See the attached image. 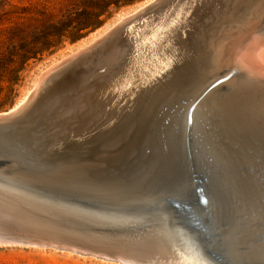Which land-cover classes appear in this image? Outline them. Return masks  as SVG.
Here are the masks:
<instances>
[{"label":"bare ground","instance_id":"bare-ground-1","mask_svg":"<svg viewBox=\"0 0 264 264\" xmlns=\"http://www.w3.org/2000/svg\"><path fill=\"white\" fill-rule=\"evenodd\" d=\"M155 2L53 61L0 112L12 124L0 128V244L119 264H264V0ZM181 95L195 105L181 146L170 141L139 182L85 183L147 143L153 117ZM18 179L93 196L100 212ZM200 194L210 229L193 233L180 203Z\"/></svg>","mask_w":264,"mask_h":264},{"label":"rangeland","instance_id":"rangeland-1","mask_svg":"<svg viewBox=\"0 0 264 264\" xmlns=\"http://www.w3.org/2000/svg\"><path fill=\"white\" fill-rule=\"evenodd\" d=\"M29 0H0V112L13 108L31 90L41 72L56 59L70 53L79 45L100 35L106 29L119 22L126 14L145 3L138 0L135 3L120 8L112 7L104 15L101 25L83 30V37L73 42L65 37L63 41L56 40L50 50L44 52L38 59L22 63V54L30 43L35 40L31 29L22 20L24 8ZM221 26V25H220ZM35 28L41 32L44 28ZM222 27V26H221ZM213 34H210L212 36ZM197 78L195 81H198ZM201 80V79H200ZM182 100L173 99L164 104L153 117L152 133L154 140L165 137V131L178 127L180 109L178 103L189 104L186 97ZM180 118V117H179ZM149 143V142H148ZM151 146L144 145L143 152H152ZM0 264H119L98 259L93 256H82L54 248H40L19 244H0Z\"/></svg>","mask_w":264,"mask_h":264},{"label":"water","instance_id":"water-1","mask_svg":"<svg viewBox=\"0 0 264 264\" xmlns=\"http://www.w3.org/2000/svg\"><path fill=\"white\" fill-rule=\"evenodd\" d=\"M156 4L157 3L155 2V0H147L145 3L129 11L126 14V16H124L125 18L123 17L119 22L114 24L110 29L115 30V28L119 26V23H123L129 20L128 19L130 18L129 16L131 15L134 16L135 14H137V12L146 14L148 11H151L152 8L156 6ZM104 34L102 35L103 36L102 38H106L105 37L106 35ZM91 40L92 39L88 40L87 42ZM99 44L100 42L97 45ZM197 78H199L198 82L201 83L203 74H201V76ZM197 78H195V80ZM48 79L49 77H47L46 80L48 81ZM183 97H186V96H182V95L177 96L175 98L169 99L168 102L166 103L172 102L173 99L182 100L181 98ZM188 101H189V104L186 106H184V103L182 102L178 103L179 108H181L179 116H178L179 122H177L178 127H175L174 129L169 128L167 131H165L166 133L165 137L164 138L162 137L161 140L157 139V141L154 140L155 136L153 135L154 133L153 131L147 143H140L136 145L134 147L135 151L133 152L131 151L129 152V150L123 151L120 158L118 159L115 158L114 160L112 159L110 161V162L113 161L112 168H108V171L106 172H101V173H98L97 171L92 172L89 180H93V181H88L85 183H90V184L124 183L125 184V183H128V181H134V180L136 181L138 180L137 182H139V179H142L146 174L152 172L154 168L157 166V164L162 160L163 156L165 155L167 147L171 144L170 141L176 140L178 142L177 143L178 146H181V144L183 143L184 132H185L184 119L187 117L189 112L191 113L193 111V108L195 106L194 103H192L189 99ZM5 124H9L8 125L9 127L6 128L7 130L12 128V124L9 123V119H5L3 122H0V128L1 127L3 128ZM151 128H152V125H151ZM1 131L2 129H0V132ZM144 145L151 146V148H153L152 152L151 153L143 152L142 149ZM104 180H106L107 182H101ZM15 182L20 188L27 190L40 198L46 197L48 199H53L54 201L61 200L60 203L70 202L69 204L74 207L76 205L79 208H82L83 210H86L92 213L100 212L101 207L97 206V204H100V199L93 198V196H85V195H82L81 193H75V191H71V190L56 191L53 188H49L37 182L28 181V180L18 179V180H15ZM84 187L101 188V186H92V185H87V186L84 185ZM194 189L196 190L197 195H198L200 188H197V186H195ZM203 195L204 194H200V197L198 199L199 202L198 200L195 201L194 198L193 199L189 198V200H186L185 203H180L181 209L184 210V216L187 221V224L193 233H198V232L205 233L206 230L210 229V225L207 223V216H206L209 210L205 208V206L208 205L209 202L207 199H205V197H203ZM195 199H197V196L195 197ZM112 211H113L112 209H109L106 211V213L113 214L114 212ZM162 216L165 217L164 215ZM149 221H150L149 218L146 219V223H145L146 226H149V227L156 226L165 235L169 233L166 230L167 228L165 225L163 226L153 225V224H150L151 222ZM1 237H12V236L1 235ZM12 243L13 242L11 241L4 242V244H12ZM14 243L19 244V242H14ZM111 259H115V257H111ZM171 262L172 260L169 261V263ZM134 264H149V263H140L139 261H134Z\"/></svg>","mask_w":264,"mask_h":264},{"label":"trees","instance_id":"trees-1","mask_svg":"<svg viewBox=\"0 0 264 264\" xmlns=\"http://www.w3.org/2000/svg\"><path fill=\"white\" fill-rule=\"evenodd\" d=\"M138 0H29L22 20L31 29L35 40L22 54V63L38 59L50 50L56 40L65 37L75 42L83 37V30L98 27L102 17L112 7L120 8ZM44 28L41 32L35 28Z\"/></svg>","mask_w":264,"mask_h":264}]
</instances>
